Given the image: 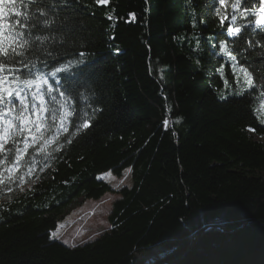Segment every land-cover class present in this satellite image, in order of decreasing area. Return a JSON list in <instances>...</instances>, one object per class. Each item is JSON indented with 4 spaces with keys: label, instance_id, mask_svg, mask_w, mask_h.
Returning <instances> with one entry per match:
<instances>
[{
    "label": "trees",
    "instance_id": "obj_1",
    "mask_svg": "<svg viewBox=\"0 0 264 264\" xmlns=\"http://www.w3.org/2000/svg\"><path fill=\"white\" fill-rule=\"evenodd\" d=\"M233 2L222 8L229 18ZM246 5L260 7L240 0V10ZM218 6L16 0L19 19H27L20 27L28 60L45 71L66 66L48 76L65 96L54 91L47 107L70 123L59 151L46 161L38 154L31 178L0 191V264H175L183 253L177 264H264V142L255 138L264 137L256 114L264 102V27L237 10L231 26L242 31L229 38L230 19L219 24ZM221 41L252 73L244 95L246 78L237 71V83ZM84 120L91 127L76 132ZM129 167L132 187L118 192L112 230L73 249L51 239L76 202L114 193L100 176L121 178Z\"/></svg>",
    "mask_w": 264,
    "mask_h": 264
},
{
    "label": "snow or ice",
    "instance_id": "obj_2",
    "mask_svg": "<svg viewBox=\"0 0 264 264\" xmlns=\"http://www.w3.org/2000/svg\"><path fill=\"white\" fill-rule=\"evenodd\" d=\"M96 2L106 4L107 0H96ZM257 2L260 4L258 8L246 5L240 10V0H234L231 4L233 12L229 18L222 13L225 0H218L219 6L215 14L219 17L221 26L230 19L231 23L227 28L229 38L239 37L242 31V26H231L236 24L237 10L241 17H244L245 13L256 16L254 21L248 22L249 25H264V0H252L253 4ZM15 3L16 0H0V191L6 189L8 192H12L14 188L23 184L25 177H32L38 163V154L43 153L46 161L53 152L63 147L60 137L63 133H68L70 123L66 116L58 115L57 108L47 107L49 103L55 104L56 97L52 93L59 91L52 83H49L48 76L57 77L58 73L66 71V66L61 64L50 71H45L37 67L36 61L28 60L24 49L27 40L20 27L27 26V19H19L23 13L14 10ZM14 27L15 31H13ZM219 51L226 59L231 60L232 74L236 77L237 83H240L237 71L246 78L243 82L244 87L239 89L238 94L244 95L247 90L253 89L252 73L247 67L238 66L235 56L229 51L227 41L219 43ZM79 55L83 57L84 53L81 52ZM47 67L45 62L44 68ZM218 71L221 78H224L223 66ZM56 83L59 84V81ZM225 86H227V79H225ZM46 95L49 96V101L45 100ZM59 95L64 97L65 92L59 91ZM259 96L264 98V91L260 92ZM260 108L264 109V103L260 104ZM45 112L49 115L46 116ZM67 115L70 116L71 113ZM260 123L264 124V119H261ZM164 125L167 129V120L164 121ZM89 127H91V121L84 120L76 124L75 131L79 132L81 128ZM71 142L69 138L67 143ZM9 143L11 147H6ZM25 157L28 159L26 160ZM126 171L130 173L132 169L129 167ZM52 238L59 237L54 232ZM76 246L71 244L73 248Z\"/></svg>",
    "mask_w": 264,
    "mask_h": 264
},
{
    "label": "rangeland",
    "instance_id": "obj_3",
    "mask_svg": "<svg viewBox=\"0 0 264 264\" xmlns=\"http://www.w3.org/2000/svg\"><path fill=\"white\" fill-rule=\"evenodd\" d=\"M261 103L264 102H259L256 108V114L260 120L264 119V109L260 108ZM255 138L264 142V137L255 136ZM98 179L110 185L114 193L106 194L98 201L82 202L80 200L76 202L67 210L68 215L59 223L57 230L54 231L59 238L53 239L51 234V239L73 249L71 244H76V247L85 246L97 241L105 233L112 230L109 218L112 214L113 205L121 199L118 192L124 188L132 187V173L125 171L121 178L106 174L100 176ZM27 187L31 186H25L22 192ZM64 241H68V243H64Z\"/></svg>",
    "mask_w": 264,
    "mask_h": 264
},
{
    "label": "water",
    "instance_id": "obj_4",
    "mask_svg": "<svg viewBox=\"0 0 264 264\" xmlns=\"http://www.w3.org/2000/svg\"><path fill=\"white\" fill-rule=\"evenodd\" d=\"M212 227H210L209 229H211ZM208 230V229H207ZM207 230H205V231H207ZM199 238V237H198ZM198 238L195 240V242L198 240ZM195 242L193 243V245L187 250V251H190L192 248H193V246L195 245ZM183 255H184V253H183ZM183 255H181V257L179 258V260L175 263V264H177V263H179L180 262V260H181V258H182V256Z\"/></svg>",
    "mask_w": 264,
    "mask_h": 264
}]
</instances>
